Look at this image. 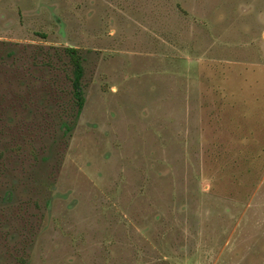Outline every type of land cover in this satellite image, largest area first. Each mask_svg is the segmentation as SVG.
<instances>
[{"label":"rangeland","instance_id":"rangeland-1","mask_svg":"<svg viewBox=\"0 0 264 264\" xmlns=\"http://www.w3.org/2000/svg\"><path fill=\"white\" fill-rule=\"evenodd\" d=\"M0 264H264V0H0Z\"/></svg>","mask_w":264,"mask_h":264},{"label":"trees","instance_id":"trees-1","mask_svg":"<svg viewBox=\"0 0 264 264\" xmlns=\"http://www.w3.org/2000/svg\"><path fill=\"white\" fill-rule=\"evenodd\" d=\"M68 57V67L63 68L64 70H69L70 75L67 74L70 80L69 89L65 86H59L62 93H66L64 96H60L59 112L55 114L58 116V122L63 134L74 129L77 125L80 114L85 106L86 102V90L84 84L85 77V65L84 57L78 48L67 47L64 52L59 53V57ZM54 64V63H53ZM56 70H60V64H54L52 66ZM59 82V80H57ZM65 98V99H64ZM48 158L45 157L44 160Z\"/></svg>","mask_w":264,"mask_h":264}]
</instances>
